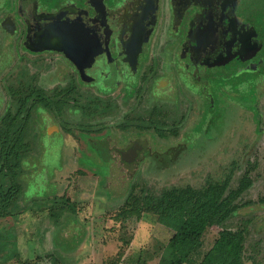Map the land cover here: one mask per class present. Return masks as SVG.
<instances>
[{"label": "rangeland", "instance_id": "1", "mask_svg": "<svg viewBox=\"0 0 264 264\" xmlns=\"http://www.w3.org/2000/svg\"><path fill=\"white\" fill-rule=\"evenodd\" d=\"M258 17L257 33L251 35L249 30L255 38L248 41L257 47L252 56L242 62L227 59L218 61L221 65L207 64L200 73L198 62L184 61L193 66L196 78L188 75L190 69L185 75L175 71V59L148 52L133 81L128 74L124 81L121 78L99 90L80 81L57 55L40 56L34 64L27 56L19 62L17 56L0 55V118L15 99L28 94V86L54 98L59 86L70 85L93 101L97 97L104 105L115 106L110 116L90 121L95 131L90 134L75 125L82 120L73 107L61 114L41 105L30 110L29 130L35 142L34 153L23 161L24 187L29 182L23 201L41 217L48 209L45 195L53 191L48 181L64 176L70 187L67 200L63 199L67 247L56 248L65 254L79 241L84 246L81 259H85L79 264H166L161 254L172 233L144 208L137 215L124 205L131 186L137 185L134 195L141 198L157 195L164 187L200 188L224 180L232 171L229 188L235 189L246 168L253 166L252 185L241 199L253 204L239 209L222 227L207 228L189 264H201L213 248L216 254L210 264L228 263L238 245H216L222 228L244 233L237 263L264 264V203L259 202L264 197V10ZM154 106L162 112L164 132L170 128L176 136L159 139L152 131L119 129L123 117L143 116ZM62 162L66 169L60 168ZM7 223L3 225L8 227ZM21 243L18 239L10 247L2 246L0 254L7 251L12 256L13 249L23 253ZM94 251H102V262Z\"/></svg>", "mask_w": 264, "mask_h": 264}, {"label": "flooded vegetation", "instance_id": "2", "mask_svg": "<svg viewBox=\"0 0 264 264\" xmlns=\"http://www.w3.org/2000/svg\"><path fill=\"white\" fill-rule=\"evenodd\" d=\"M261 10L264 0H0V55L32 64L57 55L103 90L128 74L133 81L148 52L175 59L183 75L193 67L184 61L200 73L246 60Z\"/></svg>", "mask_w": 264, "mask_h": 264}, {"label": "trees", "instance_id": "3", "mask_svg": "<svg viewBox=\"0 0 264 264\" xmlns=\"http://www.w3.org/2000/svg\"><path fill=\"white\" fill-rule=\"evenodd\" d=\"M28 88V94L15 99L12 108L0 118V218L10 216L18 208L17 204L24 190L21 179L24 174L23 161L34 153L35 141H32L29 130L32 126L30 110L33 106L41 105L54 114H61L67 107H73L79 111L82 120L75 125L88 134L95 132L90 121L96 117L110 116L115 107L109 102L104 105L97 97L93 101L70 85L59 86V92L55 93L54 98L41 88ZM161 114L159 107L154 106L143 116L123 117L119 129L124 131L131 126L137 132L152 131L160 139L176 136V131L170 128L164 132ZM252 168L253 166L246 168L235 189L229 188L233 174L230 171L224 180L209 182L200 188L164 187L157 195H141V198L134 195L137 185L133 184L123 203L133 208L137 215L144 208L157 217V222L163 228L172 233L164 247L165 252L161 254L166 264H189L201 248L202 236L207 228L222 227L239 209L253 204L251 201L241 202L243 194L252 185ZM259 202L264 203V197ZM124 214L127 216V213ZM218 234L220 238L216 245H238L227 264H240L237 260L241 257L244 243L243 231L222 228ZM215 254V248L211 249L201 264H210Z\"/></svg>", "mask_w": 264, "mask_h": 264}, {"label": "crops", "instance_id": "4", "mask_svg": "<svg viewBox=\"0 0 264 264\" xmlns=\"http://www.w3.org/2000/svg\"><path fill=\"white\" fill-rule=\"evenodd\" d=\"M60 168L66 169L64 162H62ZM28 183V181L25 182V190L19 198L18 208L10 216L0 218V248L4 245V247L6 245L10 247V243L15 244L20 239L23 253L18 249H13L14 253L11 256L7 251H3V254H0V259H3L0 264H3L6 260L17 262L16 264H21L18 261L32 264L84 263L85 259H81L82 253H80V249L84 246L81 243L79 244V241L75 247L71 246V250L65 254V251L55 247L62 245L67 247L65 241L67 235V204L63 199L67 200V191L70 187L67 185L66 178L64 176H53L48 181L52 184L53 191L47 192L45 195L48 209L41 217H38L41 214L40 212H33V207L23 201L26 200L25 193L28 191ZM82 199L88 200L87 197H81ZM7 221H9V226L5 227L3 224H8ZM85 247L88 249L87 245ZM101 253L102 251H94V256L102 262Z\"/></svg>", "mask_w": 264, "mask_h": 264}, {"label": "water", "instance_id": "5", "mask_svg": "<svg viewBox=\"0 0 264 264\" xmlns=\"http://www.w3.org/2000/svg\"><path fill=\"white\" fill-rule=\"evenodd\" d=\"M51 132V131H50Z\"/></svg>", "mask_w": 264, "mask_h": 264}]
</instances>
